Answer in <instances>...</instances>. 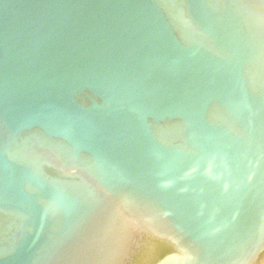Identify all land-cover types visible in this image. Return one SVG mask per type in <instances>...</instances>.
Returning <instances> with one entry per match:
<instances>
[{
  "label": "water",
  "instance_id": "obj_1",
  "mask_svg": "<svg viewBox=\"0 0 264 264\" xmlns=\"http://www.w3.org/2000/svg\"><path fill=\"white\" fill-rule=\"evenodd\" d=\"M149 241L264 264V0H0V264Z\"/></svg>",
  "mask_w": 264,
  "mask_h": 264
},
{
  "label": "flooded vegetation",
  "instance_id": "obj_2",
  "mask_svg": "<svg viewBox=\"0 0 264 264\" xmlns=\"http://www.w3.org/2000/svg\"><path fill=\"white\" fill-rule=\"evenodd\" d=\"M148 246L142 250V252L138 255L136 261L134 264H143L145 261L149 260V264H155L161 256L163 257L167 253L171 251V248H168L167 246L158 243L149 241ZM163 248V251L161 249ZM146 263V262H145ZM144 263V264H145Z\"/></svg>",
  "mask_w": 264,
  "mask_h": 264
},
{
  "label": "trees",
  "instance_id": "obj_3",
  "mask_svg": "<svg viewBox=\"0 0 264 264\" xmlns=\"http://www.w3.org/2000/svg\"><path fill=\"white\" fill-rule=\"evenodd\" d=\"M161 258H162V256H161Z\"/></svg>",
  "mask_w": 264,
  "mask_h": 264
}]
</instances>
